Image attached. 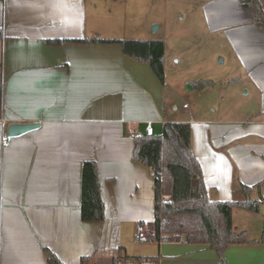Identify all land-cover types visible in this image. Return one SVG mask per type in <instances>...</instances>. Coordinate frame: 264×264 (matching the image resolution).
Instances as JSON below:
<instances>
[{"label":"crops","instance_id":"0c3cea01","mask_svg":"<svg viewBox=\"0 0 264 264\" xmlns=\"http://www.w3.org/2000/svg\"><path fill=\"white\" fill-rule=\"evenodd\" d=\"M94 1L0 0V264H49L50 254L63 264L86 257L104 264L121 251L159 264H220L208 245L154 239L155 179L133 159L149 123L155 135L166 123H191L209 201L258 203L257 211L233 210L234 228L249 243L230 245L225 258L264 264V23L257 7L202 2L242 74L226 73L211 115L186 116L178 86L168 93L166 44L162 82L119 43L87 41L124 40L110 33ZM257 2L264 11V0ZM13 123L39 128L9 138ZM86 161L97 166L103 221L81 217Z\"/></svg>","mask_w":264,"mask_h":264},{"label":"trees","instance_id":"16d2710c","mask_svg":"<svg viewBox=\"0 0 264 264\" xmlns=\"http://www.w3.org/2000/svg\"><path fill=\"white\" fill-rule=\"evenodd\" d=\"M245 5L254 4L259 21L264 23V11L257 0H244ZM3 31L0 30V38ZM92 43H119L125 55L142 63H148L160 81H165V42L162 40H87ZM58 42H51L55 44ZM198 89L213 85L212 81L194 82ZM133 159L156 174L155 190V236L160 241L174 240L187 235L189 244H205L215 250L220 264H228L227 248L232 244L249 243L248 235L233 225V210L244 208L257 211V202H211L206 196L201 168L191 151V125L166 123L162 135H141L136 138ZM168 195V200L163 196ZM81 217L83 221H103L105 205L101 198L97 166L86 161L82 170ZM264 240V239H263ZM143 241V240H142ZM49 264H63L50 254ZM90 258H83L87 264ZM112 264H159L158 257H131L122 251Z\"/></svg>","mask_w":264,"mask_h":264},{"label":"rangeland","instance_id":"374dc122","mask_svg":"<svg viewBox=\"0 0 264 264\" xmlns=\"http://www.w3.org/2000/svg\"><path fill=\"white\" fill-rule=\"evenodd\" d=\"M203 1L207 0L94 1L106 15L107 25L112 24L110 33L113 36L124 40L165 42L168 93L173 94L171 91L178 86L180 112L186 104L188 109L181 112L186 116L211 115L218 97L224 92L225 86L221 83H224L226 73H233L231 76L242 74L227 45L226 34L213 30L205 20ZM196 81H214L216 84L201 91L194 83Z\"/></svg>","mask_w":264,"mask_h":264},{"label":"water","instance_id":"95a60500","mask_svg":"<svg viewBox=\"0 0 264 264\" xmlns=\"http://www.w3.org/2000/svg\"><path fill=\"white\" fill-rule=\"evenodd\" d=\"M38 128L36 123H13L7 127V135L9 138L19 137Z\"/></svg>","mask_w":264,"mask_h":264},{"label":"built area","instance_id":"2783aa9c","mask_svg":"<svg viewBox=\"0 0 264 264\" xmlns=\"http://www.w3.org/2000/svg\"><path fill=\"white\" fill-rule=\"evenodd\" d=\"M146 135L147 136H154L155 135V131H154V127H153L152 123H149L147 125V127H146ZM8 142L9 141L7 139L4 140V143H5L6 146L8 145ZM151 176L154 179H156V174H155L154 171L151 172ZM162 198H163V200H168L170 198V196L164 195ZM143 231H144L143 227H140L139 228V233H142ZM140 239H141V235L138 234L137 235V240H140ZM185 240H186V236L185 235L181 236V241L184 242Z\"/></svg>","mask_w":264,"mask_h":264}]
</instances>
